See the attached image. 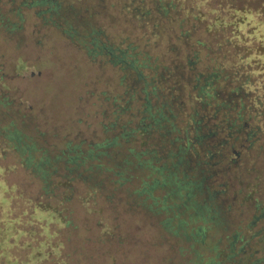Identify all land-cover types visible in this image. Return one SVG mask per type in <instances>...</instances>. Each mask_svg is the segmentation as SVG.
<instances>
[{
  "label": "trees",
  "instance_id": "obj_1",
  "mask_svg": "<svg viewBox=\"0 0 264 264\" xmlns=\"http://www.w3.org/2000/svg\"><path fill=\"white\" fill-rule=\"evenodd\" d=\"M25 30L83 59L92 120L0 128L35 188L23 220L0 198V264H264V0H0Z\"/></svg>",
  "mask_w": 264,
  "mask_h": 264
},
{
  "label": "rangeland",
  "instance_id": "obj_2",
  "mask_svg": "<svg viewBox=\"0 0 264 264\" xmlns=\"http://www.w3.org/2000/svg\"><path fill=\"white\" fill-rule=\"evenodd\" d=\"M17 40L0 36V128L16 129L37 146L52 150L64 134L72 132L77 118L92 119L93 98L83 93L87 72L82 58L65 49L55 38L30 36L27 30ZM23 63V73H14ZM32 75L29 76V74ZM27 173L19 168L12 153L0 155V198L13 215L26 210L24 199L35 188ZM20 195H19V194ZM19 195V197L17 196ZM7 212V211H6ZM141 242L129 255L134 264H169V253L155 251ZM20 252L17 247L12 254ZM46 264H56L48 262Z\"/></svg>",
  "mask_w": 264,
  "mask_h": 264
},
{
  "label": "water",
  "instance_id": "obj_3",
  "mask_svg": "<svg viewBox=\"0 0 264 264\" xmlns=\"http://www.w3.org/2000/svg\"><path fill=\"white\" fill-rule=\"evenodd\" d=\"M32 75V73L29 74V76Z\"/></svg>",
  "mask_w": 264,
  "mask_h": 264
}]
</instances>
